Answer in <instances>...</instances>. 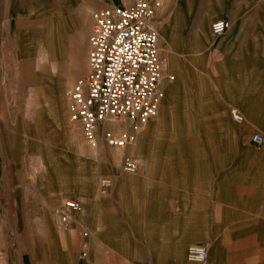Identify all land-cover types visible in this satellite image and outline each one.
I'll return each mask as SVG.
<instances>
[{
	"label": "rangeland",
	"instance_id": "rangeland-1",
	"mask_svg": "<svg viewBox=\"0 0 264 264\" xmlns=\"http://www.w3.org/2000/svg\"><path fill=\"white\" fill-rule=\"evenodd\" d=\"M133 2L0 0V264H53L59 247L57 222L65 226L64 231L76 233L75 264L86 260L79 254L89 253L90 218L119 214L118 203L110 201L107 193L99 194L97 181L113 178L114 171L120 173L125 154L139 166L206 168L208 179L215 178L210 172L223 170L220 185H212L211 180L206 186V221L193 226L205 227L208 255L210 249L238 250L242 246L245 262L253 264L258 258L262 231L259 235L252 232L248 239H233L242 228L215 219L217 213L231 211L228 203L233 202L232 192L240 177L232 173L260 165L256 157L264 146L254 147L243 140L240 126L232 122L227 110L222 125H215L214 86L217 72L220 79H264V0L162 1L151 26L158 37L161 81L157 114L161 110L163 118L143 135L139 130L144 124L125 118L112 120L125 129H112V135H124L128 140L126 151L115 162V147L105 142L89 145L82 125L70 121V95L87 73L88 38L96 13ZM217 19L229 23L220 37L211 33ZM229 38L238 39V44L224 47L222 41ZM250 40H255L253 49L247 47ZM228 97L218 96L225 105ZM155 117L145 124L153 123ZM68 126L79 131V136L70 135ZM102 126L99 131L104 132ZM99 196L102 198L95 200ZM67 199L77 200L81 209L69 212L65 224ZM94 203H98L95 213ZM42 223L45 235L39 232ZM190 244L194 243L184 246L183 257L187 264H196L186 261ZM169 257L151 256L154 264H167ZM203 264H209V259Z\"/></svg>",
	"mask_w": 264,
	"mask_h": 264
},
{
	"label": "crops",
	"instance_id": "crops-1",
	"mask_svg": "<svg viewBox=\"0 0 264 264\" xmlns=\"http://www.w3.org/2000/svg\"><path fill=\"white\" fill-rule=\"evenodd\" d=\"M254 43L255 40L248 41L247 47L253 49ZM222 44L224 47H233L238 44V39H224ZM247 58L250 59V56ZM214 87L217 96L214 108L215 125H222L224 111H229L231 116V109H235L242 116V122L237 124L231 117L232 122L240 126L242 139L257 147L251 141V137L258 133L264 138V79L250 76L220 79L217 72ZM206 93L208 94V88ZM220 95L229 96L226 102L228 105L224 104L222 98L221 100L218 98ZM144 127L145 123L139 130L141 135L145 133ZM121 128H123L121 125L107 122L103 130L125 131ZM67 130L70 135L79 136V131L74 127L68 126ZM98 136L99 142L104 143L102 130H98ZM263 146L264 143L259 148ZM114 151L116 155L113 157L116 162L117 157L126 149L116 148ZM260 155L256 157L260 165L238 169L237 173H232L240 177L236 178L235 182L237 190L232 192L233 202L228 203L231 211L216 214V222L237 223L242 228L233 239H248L252 232L259 235L257 233L260 231L264 238V182H262L264 178L260 177L264 176V150ZM222 171L216 169L215 172H210V175H215V178L210 179L207 177L209 173L206 168L193 171L192 168L150 165L140 166L134 174L127 175L121 170L120 173L112 172V187L107 194L110 201L115 200L118 203L119 214L109 213L104 214L102 218H90L88 226L91 232L86 240L89 253L81 264H154L151 258L153 255L171 256L167 264H187L183 257L184 246L189 243H194L189 246H204L206 229L201 225L193 226V223L206 221L204 218L207 215L206 186L211 180L212 185H220L223 180ZM101 198L99 196L95 200ZM80 201L84 203V198H80ZM97 205L98 203H94V213ZM75 220L79 222L80 217ZM252 223L259 225L251 228ZM64 228L65 226L59 222L55 225V237L59 247L53 254V264H75L76 233L64 231ZM39 232L43 235L47 233L43 223L39 224ZM259 250H261L258 251L259 256L253 264H264V239ZM245 252L242 246L238 250L235 247H218L215 250L210 249L207 260L209 259V264H250L241 258Z\"/></svg>",
	"mask_w": 264,
	"mask_h": 264
},
{
	"label": "built area",
	"instance_id": "built-area-1",
	"mask_svg": "<svg viewBox=\"0 0 264 264\" xmlns=\"http://www.w3.org/2000/svg\"><path fill=\"white\" fill-rule=\"evenodd\" d=\"M162 1L134 0L130 6L105 7L94 17L88 38L87 73L70 95V119L82 125L84 137L91 146L98 144L99 127L107 120L125 118L139 125L156 115L161 61L157 33L151 23L161 9ZM228 26L226 19H217L211 25V33L220 37ZM230 112L233 121L240 124L242 116L235 109ZM102 137L110 147L123 148L128 143L126 136L117 138L110 131H104ZM251 141L259 147L264 138L255 133ZM139 168L130 155L122 157L123 173L134 174ZM111 187V178L98 179L99 194L108 193ZM64 208L67 214L63 221L68 224V213L79 211L81 205L77 200L67 199ZM86 256V251L79 254L81 259ZM207 258L204 246L188 247V261L205 262Z\"/></svg>",
	"mask_w": 264,
	"mask_h": 264
},
{
	"label": "bare ground",
	"instance_id": "bare-ground-1",
	"mask_svg": "<svg viewBox=\"0 0 264 264\" xmlns=\"http://www.w3.org/2000/svg\"><path fill=\"white\" fill-rule=\"evenodd\" d=\"M124 2L125 3H127L128 2V0H124ZM40 55L42 56L43 54L42 53H40ZM159 98H160V95H159ZM158 101H159V99H158ZM66 103V102H65ZM33 104H34V106L35 107H38V100H34L33 101ZM157 110H158V105H157ZM156 114H157V112H156ZM156 116V115H155ZM154 116V117H155ZM153 118V117H152ZM162 118H163V114H162V111L160 110V112L157 114V117H155V120H153L154 122L153 123H151V124H149V125H147V124H145V126L146 127H144V130H145V132H148V130H150V129H153V125L156 127V125L157 124H159L161 121H162ZM70 121H71V119H70ZM71 122H73V121H71ZM107 122H113L112 120H107L105 123H107ZM104 123V124H105ZM156 130V129H155ZM154 131V130H153ZM124 136V135H123ZM134 147H135V145H134ZM115 148H122V147H115ZM38 164H39V162H38ZM39 166V165H38Z\"/></svg>",
	"mask_w": 264,
	"mask_h": 264
}]
</instances>
